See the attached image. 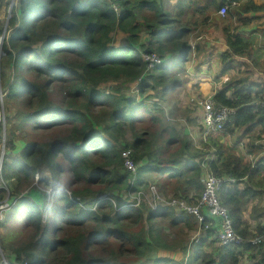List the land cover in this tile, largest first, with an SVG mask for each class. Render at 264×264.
<instances>
[{
    "label": "trees",
    "instance_id": "obj_1",
    "mask_svg": "<svg viewBox=\"0 0 264 264\" xmlns=\"http://www.w3.org/2000/svg\"><path fill=\"white\" fill-rule=\"evenodd\" d=\"M11 1L0 0V11ZM261 11L258 0H15L11 16H0V96L9 105L0 201L8 189L15 202L0 221V262L264 264V243L250 242L264 236V77L242 62L264 72V28H249ZM153 53L161 62L150 69ZM204 74L214 77L216 105L236 113L221 136L196 145L173 121L178 103L167 95L190 80L200 85ZM130 83L141 99L122 91ZM127 149L136 174L125 167ZM211 174L234 180L219 197L242 245H220L218 229H205L210 218L129 205L152 186L196 205ZM53 181L73 189L55 190L50 204ZM33 189L39 200L27 194ZM199 228L201 242L190 248Z\"/></svg>",
    "mask_w": 264,
    "mask_h": 264
},
{
    "label": "rangeland",
    "instance_id": "obj_2",
    "mask_svg": "<svg viewBox=\"0 0 264 264\" xmlns=\"http://www.w3.org/2000/svg\"><path fill=\"white\" fill-rule=\"evenodd\" d=\"M15 3V0L11 1V5H5L1 11H0V16L3 20H7L9 16H11V11H12V7ZM212 30L217 32L218 37L217 38H222V31L220 30V34H218L219 29L216 27V25L214 24V26L212 27ZM216 35V34H215ZM209 36H214L213 33L211 32ZM209 39V44H212V39ZM2 56H4V54H1ZM0 55V57H1ZM189 72H192V68L189 69ZM202 82L201 84H195V81L190 80L188 82H186L182 87L178 88L177 90L175 89L174 92L169 93L167 95V98H171L170 102L171 103H178L177 104V108L175 110V117H173V121L178 123V126L181 130H184L185 133L189 134L193 139L196 145H200L205 139H207L206 137L209 135H216V136H221L222 131L221 132H217V133H213V134H205L204 132V128H203V111L204 109L202 108L200 101L202 100H206L209 101V99H214V93L211 91V85H216V83L214 82V77H212L209 74H204L202 77ZM214 83V84H213ZM124 93H127L129 96H136L139 99H141V97L139 96L138 93V86L134 83H130L127 85V89L126 90H122ZM1 96H0V124H3V114L5 115V110L7 109V106L9 108V105L6 104V102L3 101V96L5 95L3 90H1ZM156 100L155 98L150 99V100H146L147 102ZM215 101V100H214ZM152 105V104H150ZM199 105V106H198ZM217 106V105H216ZM172 107V106H170ZM169 109V108H168ZM189 116H191V118L193 119V123H190L187 121L186 118H188ZM3 129H4V124H3ZM5 130V129H4ZM5 133V131L3 132ZM223 137V138H222ZM222 141H226L228 140L230 144L234 143L235 141V137H231V136H222ZM247 143V141L245 142ZM247 153V152H246ZM1 154H4V149L2 148V145L0 146V157ZM127 168V167H126ZM128 169V168H127ZM45 173V172H44ZM46 177L49 178L50 174L45 173ZM65 177V179L67 180L69 178V176H63ZM37 178H40V175L38 173ZM52 181V180H51ZM62 187L61 189H59L58 193H71V189L72 186H68L65 185L63 183H61ZM156 191L158 192V194L160 195V199H157L156 197H154L153 195V190L154 189H147L146 191H141V197L139 196L140 193L136 192L131 194V198H130V202L131 204H134L135 206L138 205V202L140 200V202H147L148 205L152 206L155 209H158L159 205H170V198L166 197L165 195H162V193L159 192L158 188L155 187ZM40 192H42V188L40 187ZM36 190H27V194L31 195L32 192H34ZM8 189H7V193L6 195L10 198V196L8 195ZM125 195V194H124ZM6 196L5 199H7L8 197ZM55 196H57V194H53L51 199L52 202H49L50 204L55 203ZM129 194H127V196H124V198L128 197ZM32 198H35L31 195ZM37 200H39V198H35ZM176 199V198H173ZM43 200L42 204H43ZM41 203H37L38 207L41 208H48V202L45 203L44 205H42ZM174 208V207H173ZM180 209V208H179ZM182 210V209H181ZM48 211V210H47ZM44 218H46V214L44 213ZM200 222V221H199ZM5 225H0V234L5 230ZM198 231L196 233L191 234L190 236V244L189 247L190 248H194L196 246V242H200V238L203 237V231L199 228L197 229ZM101 244H90V247L93 249H96L97 247H99ZM253 259V258H252ZM251 258H249L248 264H253L257 261H253Z\"/></svg>",
    "mask_w": 264,
    "mask_h": 264
},
{
    "label": "built area",
    "instance_id": "obj_3",
    "mask_svg": "<svg viewBox=\"0 0 264 264\" xmlns=\"http://www.w3.org/2000/svg\"><path fill=\"white\" fill-rule=\"evenodd\" d=\"M227 7H222L219 11L221 16H225L227 13ZM146 60L149 61V68L152 69L156 64L161 62V59L156 53L148 54L145 56ZM200 104L203 111V123L205 125V134H213L217 132H221L224 129V123L228 121L230 116L236 113L234 108L230 107H218L214 99H209V101L202 100ZM264 106V103L261 104ZM132 151L131 149H127L123 157L125 159V167H127L132 172L137 171V165H135L132 160ZM2 168V160L0 161V172ZM233 182V179H221L216 177L215 175H208L205 188L202 193L198 204L191 205L185 200L172 199L169 204L173 207H178L189 214L195 215L200 222H204L206 218H210L211 221L206 224L205 229H218V238L222 246H232V245H242L245 242V239L237 234L234 230L233 218L230 215L229 209L221 202L219 197V192L221 190L222 185L226 182ZM150 189L153 190V195L157 199H160V195L156 191L155 187L152 186ZM142 192H140L139 196L141 197ZM105 199L109 198L107 196ZM141 204L140 200L138 205ZM134 205V204H133ZM12 207V203L9 199H5L4 201H0V221H3L6 213ZM206 211V212H205ZM216 222V223H215ZM250 242L260 247L264 243V236H257L250 240Z\"/></svg>",
    "mask_w": 264,
    "mask_h": 264
},
{
    "label": "crops",
    "instance_id": "obj_4",
    "mask_svg": "<svg viewBox=\"0 0 264 264\" xmlns=\"http://www.w3.org/2000/svg\"><path fill=\"white\" fill-rule=\"evenodd\" d=\"M258 4L264 6V0H258ZM256 17H257V19L254 20L253 23L249 26V28H250L251 31H252V27L255 28L256 26L259 29H263L264 28V24L262 25L263 27L260 28V24L264 23V11H261V12L256 13ZM218 34H220V33H218ZM212 45H213V43H212ZM223 48H226V45L225 44L223 45ZM258 60H259V62H262L264 64V54L261 57L259 56V59ZM242 62L250 65L249 70L253 73V78L254 79H260L261 77H264V72L260 68H255L252 65V62L248 58H242Z\"/></svg>",
    "mask_w": 264,
    "mask_h": 264
},
{
    "label": "clouds",
    "instance_id": "obj_5",
    "mask_svg": "<svg viewBox=\"0 0 264 264\" xmlns=\"http://www.w3.org/2000/svg\"><path fill=\"white\" fill-rule=\"evenodd\" d=\"M3 120H4V114H3ZM3 149H4V147H2ZM4 153H5V149H4ZM131 157H132V155H131ZM3 158H4V154H1V157H0V161L2 160V162H3ZM124 158V157H123ZM129 170V169H128ZM131 171V170H130ZM134 173V172H133ZM137 173V171L134 173V174H136ZM53 185H54V187H55V189H53V190H49L48 191V200L50 201V202H52V200H50L51 199V197H52V195L53 194H55V190H58L59 191V189H61V188H63L61 185V183H59V182H56V181H53ZM8 195H9V192H8ZM106 196V195H105ZM105 196H102L101 197V199H105L104 197ZM8 197V196H7ZM108 197V196H107ZM7 199H9L10 200V198L8 197ZM2 201H4V200H2ZM10 202L12 203V207H11V209L13 208V206H14V203L15 202H13L12 200H10ZM129 205H133V204H129ZM129 205H127V206H129ZM10 209V210H11ZM9 210V211H10ZM231 215V214H230ZM232 217V216H231ZM205 228H206V226H205ZM212 229V228H211ZM206 230H208V229H206ZM218 231V230H217ZM201 239H202V237L200 238V242H201ZM217 239H218V241H219V238H218V235H217ZM200 242H196V244H198V243H200ZM219 243H220V241H219ZM220 245H221V243H220ZM225 247H227V246H225ZM7 261V260H6ZM6 264V263H5ZM7 264H8V261H7Z\"/></svg>",
    "mask_w": 264,
    "mask_h": 264
},
{
    "label": "water",
    "instance_id": "obj_6",
    "mask_svg": "<svg viewBox=\"0 0 264 264\" xmlns=\"http://www.w3.org/2000/svg\"><path fill=\"white\" fill-rule=\"evenodd\" d=\"M12 8H13V7H12ZM2 263H6V264H7V261H6L5 258H3V260L0 262V264H2Z\"/></svg>",
    "mask_w": 264,
    "mask_h": 264
}]
</instances>
